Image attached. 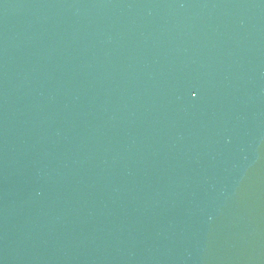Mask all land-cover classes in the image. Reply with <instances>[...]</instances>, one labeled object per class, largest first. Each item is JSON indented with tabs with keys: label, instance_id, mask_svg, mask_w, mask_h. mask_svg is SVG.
Here are the masks:
<instances>
[{
	"label": "water",
	"instance_id": "95a60500",
	"mask_svg": "<svg viewBox=\"0 0 264 264\" xmlns=\"http://www.w3.org/2000/svg\"><path fill=\"white\" fill-rule=\"evenodd\" d=\"M0 172L121 264H264V0H0Z\"/></svg>",
	"mask_w": 264,
	"mask_h": 264
}]
</instances>
